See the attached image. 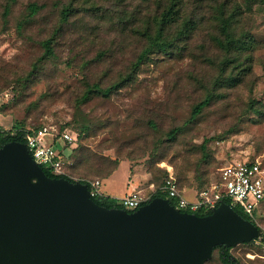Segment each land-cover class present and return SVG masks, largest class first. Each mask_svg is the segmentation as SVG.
<instances>
[{"label": "rangeland", "instance_id": "rangeland-1", "mask_svg": "<svg viewBox=\"0 0 264 264\" xmlns=\"http://www.w3.org/2000/svg\"><path fill=\"white\" fill-rule=\"evenodd\" d=\"M223 1L241 9L231 45L213 0H183L157 42L144 35H155L152 20L169 0H16L6 18L0 0V114L25 129L74 137L63 150L74 182L103 180L121 165L114 187L104 182L101 192L121 194L128 168L148 198L172 167L194 201L222 167L264 161V0ZM33 3L44 9L30 17ZM191 16L196 25L187 29ZM254 222L264 235V204ZM230 253L241 264H264V247ZM207 264H220L218 251Z\"/></svg>", "mask_w": 264, "mask_h": 264}, {"label": "water", "instance_id": "water-1", "mask_svg": "<svg viewBox=\"0 0 264 264\" xmlns=\"http://www.w3.org/2000/svg\"><path fill=\"white\" fill-rule=\"evenodd\" d=\"M261 235L225 202L207 216L159 197L133 212L99 206L86 184L48 177L25 144L0 147V264H206Z\"/></svg>", "mask_w": 264, "mask_h": 264}, {"label": "built area", "instance_id": "built-area-1", "mask_svg": "<svg viewBox=\"0 0 264 264\" xmlns=\"http://www.w3.org/2000/svg\"><path fill=\"white\" fill-rule=\"evenodd\" d=\"M13 135L14 133H10V136ZM46 137H50L52 144L45 143ZM24 139L25 145L37 165L49 169L54 175L67 176L64 170L63 155L55 144L60 142L64 149L76 140L74 137L68 132H63L56 138L54 133L44 128L36 134L25 133ZM166 172L164 183L158 188V191L164 194L165 199L169 202H173V207L181 212L192 214L202 211L209 212L218 207L220 203L229 201L232 208H240L248 217L255 220V211L264 201V161L260 159L253 162H237L222 167L219 170L216 184L206 191L196 193L194 201L185 198L173 168L167 167ZM84 184L87 185L91 198L104 197L101 193V180L93 179ZM153 194L146 198L140 191L134 189L130 194L114 199V201L121 209L133 212L150 202ZM262 237L264 235L258 238L255 243L261 244Z\"/></svg>", "mask_w": 264, "mask_h": 264}, {"label": "trees", "instance_id": "trees-1", "mask_svg": "<svg viewBox=\"0 0 264 264\" xmlns=\"http://www.w3.org/2000/svg\"><path fill=\"white\" fill-rule=\"evenodd\" d=\"M144 2L147 3H151L152 0H142ZM202 1V0H201ZM214 2H216V5L218 4V8L216 10L217 13V18L216 20L220 23L223 32L225 34V36L227 37V41L228 43L231 45L232 44V40L233 37L230 33V29L234 23V21L241 15V9L240 7H238L237 5H235V3H233V1H223V2H217V0H213ZM16 2V0H6V5L4 7V18L8 17L9 13H10V7L12 4H14ZM182 5H183V0H169L168 5L166 6V8L164 9V11L162 12V14H160L159 17H155L152 22L154 23V25H156V29H155V35L153 36L149 31L147 33H145V37L148 38L151 41H156L157 39H160L162 37V33L165 32V27L176 22L178 20V16L179 13L182 10ZM231 6V8H230ZM230 8V9H229ZM43 8V6H39L37 4H30L28 6V11H29V16L30 17H34L36 16ZM228 9L230 10V13H228ZM71 10L68 8H65L62 10L61 13V17L62 20H66L67 17L69 16ZM194 17L191 16L187 21V29H192L196 23L194 21ZM194 21V22H193ZM244 39V38H243ZM240 42H242V40H240ZM227 43V44H228ZM50 44H51V40H47L45 42H43V45L46 49L47 52H51L50 49ZM161 50H165V47H160ZM148 51H144L139 57L138 60L135 64V67L139 66L142 62V60L146 57V55H148ZM106 94L110 93V90H106L105 91ZM209 103L208 99H205L204 101H202L200 104H198L195 109H194V114L198 115L200 113V111L206 107ZM41 130V128H35V129H25L24 127H22L21 125L18 126L16 124H13L11 128L6 129V130H2L0 132V147H2L3 145L9 143V142H19V143H25V133L28 134H36ZM10 133H14L13 136H10ZM63 150L61 149L60 152L63 155ZM43 171L45 172V174L50 177V178H64L69 180L70 182H74L72 179H70L67 176H57L54 175L49 169H46L44 167H42ZM110 174H107L105 177H103V179H106ZM166 178V177H165ZM165 180V179H164ZM163 180V183H164ZM178 182V181H177ZM162 183V185H163ZM161 185V186H162ZM179 185V183H178ZM160 186V187H161ZM159 187V188H160ZM180 187V185H179ZM166 198L164 194L160 193L157 189V191L153 194L152 199L154 198ZM92 200L99 206H103L106 208H118L121 209L120 206H118L116 204V202L113 199H110L108 197H101V198H92ZM171 205H174L173 202H170ZM225 203L230 204L229 201H225ZM264 204V201H262L259 205V207L256 209L255 214L257 213L258 209L261 207V205ZM233 209L235 210V212H237V214H239L242 218H244L245 220H248L250 222H252L253 224L256 225V223L254 222L253 219H251L250 217H248L240 208L238 207H233ZM128 212H132V211H128ZM211 213V211L209 212H197L196 215L198 216H207ZM258 240V239H256ZM255 240V241H256ZM255 241H253L251 244L247 245V244H243L241 246L243 247H264V245L261 244H256ZM262 244H264V237H262ZM218 251L219 252V261L220 264H241L238 259H236L231 253H230V248H226L225 246H219L216 247L214 249V252ZM207 264V263H206Z\"/></svg>", "mask_w": 264, "mask_h": 264}, {"label": "crops", "instance_id": "crops-1", "mask_svg": "<svg viewBox=\"0 0 264 264\" xmlns=\"http://www.w3.org/2000/svg\"><path fill=\"white\" fill-rule=\"evenodd\" d=\"M12 125H13V123H12V120L10 119L9 116H4V115L0 114V126H1L2 130L9 129V128L12 127ZM46 138H48V137H46ZM47 144H49V145L52 144V140L49 139ZM56 145L57 144H55V146ZM56 148H57V146H56ZM120 166L121 165H119L117 170H115L109 177H107L106 179L101 180V187H102L104 182H109L110 186H112V188L114 187V185L116 183V180L119 179L118 175H119ZM126 170H127V172L125 174H123L121 176V179H120V183H121V185L123 187V191L121 192V194L116 196L117 193L115 191H113L111 188H109V189H107L108 192L106 194L101 192L104 197H108V198L113 199V200L114 199H119V198H122V197L130 194L137 187L136 183H131L129 181V170H128V168Z\"/></svg>", "mask_w": 264, "mask_h": 264}, {"label": "flooded vegetation", "instance_id": "flooded-vegetation-1", "mask_svg": "<svg viewBox=\"0 0 264 264\" xmlns=\"http://www.w3.org/2000/svg\"><path fill=\"white\" fill-rule=\"evenodd\" d=\"M230 251H231V249H230Z\"/></svg>", "mask_w": 264, "mask_h": 264}]
</instances>
